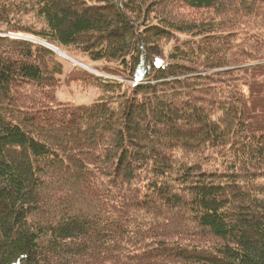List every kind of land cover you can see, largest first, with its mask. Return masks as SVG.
<instances>
[{
	"label": "trees",
	"instance_id": "trees-1",
	"mask_svg": "<svg viewBox=\"0 0 264 264\" xmlns=\"http://www.w3.org/2000/svg\"><path fill=\"white\" fill-rule=\"evenodd\" d=\"M0 264H264V0H0Z\"/></svg>",
	"mask_w": 264,
	"mask_h": 264
},
{
	"label": "rangeland",
	"instance_id": "rangeland-1",
	"mask_svg": "<svg viewBox=\"0 0 264 264\" xmlns=\"http://www.w3.org/2000/svg\"><path fill=\"white\" fill-rule=\"evenodd\" d=\"M186 12H189L185 9ZM190 12H192V14H199V11H195V10H191ZM201 12V11H200ZM11 35H14L17 38H25V39H29L33 42L36 43H40L44 46H46L47 48L50 49V47L54 46L53 44H49L46 43V41L43 40L42 37L39 36H33L30 34H24V33H13ZM182 36L181 39L183 37H185L184 35H180ZM175 45V42L178 44V41H176L175 38H171V41H164L161 44V47L159 49L158 54H156L157 56L160 57V61L164 60L165 62H167V51H170V49L173 47V44ZM48 45H52V46H48ZM56 47V46H54ZM57 48V57L58 60L61 61L64 64V73L62 75V77H60V84L57 87L56 91L57 94L59 96V98L63 101V102H70V103H74V104H88L93 102L95 99L98 98L99 96V90L97 88V85L94 84V81L90 79V83H86V82H72L70 80H68V75L73 71H87L88 73L92 74V76H95L98 78H101L105 81H107V83L109 84H113V83H117V84H122L124 86L125 89L129 90V87L131 84L129 83V80H125L124 78H121L117 75L114 74H110L108 72L105 71V68H103L107 63L105 62H93L92 60H90L89 58H87L86 56L77 53V51H74L72 48L71 49H63V48ZM52 50V49H51ZM65 53L66 55L68 54L69 56H71L73 59L75 60H71L68 59L66 57H64L62 55V53ZM61 55V56H60ZM63 56V57H62ZM77 61V62H76ZM79 62V63H78ZM80 63H83L86 66L81 65ZM103 68V70H102ZM90 77V75H89Z\"/></svg>",
	"mask_w": 264,
	"mask_h": 264
},
{
	"label": "water",
	"instance_id": "water-1",
	"mask_svg": "<svg viewBox=\"0 0 264 264\" xmlns=\"http://www.w3.org/2000/svg\"><path fill=\"white\" fill-rule=\"evenodd\" d=\"M48 46H52V45H48ZM50 49H52V50H54L55 52H57V48L56 47H54V46H52V47H50ZM64 54V56L66 57V58H69V59H71V60H75V59H73L72 57H70L69 55H66L65 53H63ZM77 62V61H76ZM79 63V62H78ZM81 65H83V66H86V65H84L83 63H80Z\"/></svg>",
	"mask_w": 264,
	"mask_h": 264
},
{
	"label": "bare ground",
	"instance_id": "bare-ground-1",
	"mask_svg": "<svg viewBox=\"0 0 264 264\" xmlns=\"http://www.w3.org/2000/svg\"><path fill=\"white\" fill-rule=\"evenodd\" d=\"M62 53V55L64 56V54H63V52H61ZM68 55V54H67ZM65 57V56H64Z\"/></svg>",
	"mask_w": 264,
	"mask_h": 264
}]
</instances>
